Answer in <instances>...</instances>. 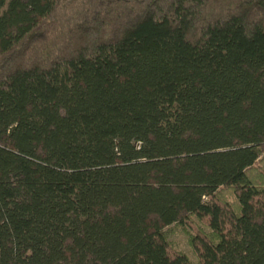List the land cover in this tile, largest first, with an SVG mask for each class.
Instances as JSON below:
<instances>
[{
  "label": "trees",
  "instance_id": "1",
  "mask_svg": "<svg viewBox=\"0 0 264 264\" xmlns=\"http://www.w3.org/2000/svg\"><path fill=\"white\" fill-rule=\"evenodd\" d=\"M261 161L264 0H0V264H264Z\"/></svg>",
  "mask_w": 264,
  "mask_h": 264
},
{
  "label": "rangeland",
  "instance_id": "2",
  "mask_svg": "<svg viewBox=\"0 0 264 264\" xmlns=\"http://www.w3.org/2000/svg\"><path fill=\"white\" fill-rule=\"evenodd\" d=\"M261 166L264 168V162L261 161ZM255 171L252 172V174ZM192 224L199 233L212 237L210 231L203 222L192 218ZM165 238L171 247L179 253L185 255L190 264H198L197 256L193 250L192 240L194 232L189 228L180 225H174L164 230Z\"/></svg>",
  "mask_w": 264,
  "mask_h": 264
}]
</instances>
